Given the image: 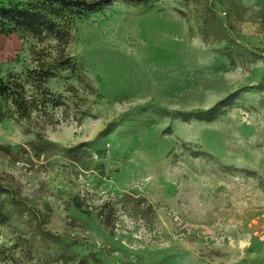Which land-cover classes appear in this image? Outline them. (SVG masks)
<instances>
[{
  "label": "rangeland",
  "instance_id": "obj_1",
  "mask_svg": "<svg viewBox=\"0 0 264 264\" xmlns=\"http://www.w3.org/2000/svg\"><path fill=\"white\" fill-rule=\"evenodd\" d=\"M4 1L74 66L0 97V264H264V0ZM11 33L4 80L56 52Z\"/></svg>",
  "mask_w": 264,
  "mask_h": 264
},
{
  "label": "trees",
  "instance_id": "obj_2",
  "mask_svg": "<svg viewBox=\"0 0 264 264\" xmlns=\"http://www.w3.org/2000/svg\"><path fill=\"white\" fill-rule=\"evenodd\" d=\"M59 1L66 7H78L81 12L87 7H91L94 4L88 3L85 0H51V2ZM107 1V0H103ZM0 23L13 25L10 31H6L0 25V32L11 35V32H15L18 29H23L34 37H39L42 34L43 28L51 30L53 36L57 39L56 52H48L45 48L37 53L38 65L33 69H27L25 74H11L7 80L0 77V97L9 101L15 109L18 118H25L30 115L32 110L39 109V107L46 106L45 100L39 103L35 98V94L28 93L26 88L27 84H30L37 91L41 90V94L44 96L51 94L50 90L45 87L49 79L57 75V68H69L72 65V58L66 55L62 44L65 39V31L56 29L57 24L50 17L42 15L37 11V6L33 3L25 5V3L9 2L4 4L0 2ZM50 57V59L48 58ZM47 92V93H46ZM52 106H56L53 103ZM75 116L78 114H84L79 106L74 105ZM0 221H4V214L0 210Z\"/></svg>",
  "mask_w": 264,
  "mask_h": 264
},
{
  "label": "crops",
  "instance_id": "obj_3",
  "mask_svg": "<svg viewBox=\"0 0 264 264\" xmlns=\"http://www.w3.org/2000/svg\"><path fill=\"white\" fill-rule=\"evenodd\" d=\"M0 2L9 3L5 2L4 0H0ZM18 40L19 39L15 38V36L12 34L7 35L0 32V69H3L5 66H7V62L10 61V58L16 55V49L19 44Z\"/></svg>",
  "mask_w": 264,
  "mask_h": 264
},
{
  "label": "built area",
  "instance_id": "obj_4",
  "mask_svg": "<svg viewBox=\"0 0 264 264\" xmlns=\"http://www.w3.org/2000/svg\"><path fill=\"white\" fill-rule=\"evenodd\" d=\"M263 219H264V215H263Z\"/></svg>",
  "mask_w": 264,
  "mask_h": 264
}]
</instances>
